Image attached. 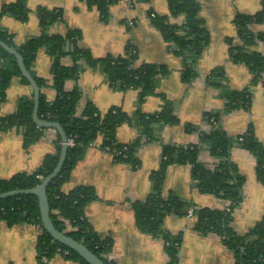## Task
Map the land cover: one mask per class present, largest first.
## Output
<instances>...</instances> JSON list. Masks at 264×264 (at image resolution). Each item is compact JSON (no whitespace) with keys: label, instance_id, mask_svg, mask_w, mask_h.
Segmentation results:
<instances>
[{"label":"crops","instance_id":"obj_1","mask_svg":"<svg viewBox=\"0 0 264 264\" xmlns=\"http://www.w3.org/2000/svg\"><path fill=\"white\" fill-rule=\"evenodd\" d=\"M15 0H0V10ZM262 0H201L199 17L209 32V43L195 65L196 74L185 81V61L176 54L161 30L151 22L149 12L167 17L170 23L181 24L184 14H174L169 0H120L110 6L109 17L103 20L96 6L86 0H27L28 15L21 19L11 13L0 18L1 27L8 31L17 45L40 35L39 6L60 8L63 20L49 28V33L65 34L69 29H79L82 36L77 45L91 49L93 56L124 54L130 43L137 50L135 65L145 63L164 67L158 76L154 90L140 98L139 89L113 87L100 65L90 66L82 61L83 68L75 78L65 81L64 89H78L81 97L78 114L91 101L105 114L118 107L130 116L137 111L155 112L172 104L178 118L175 123L157 126L155 141L141 144L137 150L140 165L135 168L129 162L115 160L111 153L101 148L99 137L89 145L83 157L76 163L69 179L63 185L68 191L77 185L93 186L97 197L85 207V216L93 229L103 237L110 236L113 248L108 258L115 264H168V254L162 237L142 232L136 224L133 202L144 200L152 191L151 175L162 161L164 145L186 146L197 144L203 131L211 128L210 115L222 111L226 99L222 88L207 83V76L222 68L226 86L241 90L251 86L252 100L249 108L239 107L222 113L219 124L227 135L241 134L253 126L257 139L264 145V69L255 83L249 65L234 61L230 48L243 45L235 24L237 14H254L261 8ZM255 33L264 32V23L250 25ZM249 50L264 55V40L258 39ZM61 64H73L70 54L61 58ZM3 63L0 57V66ZM52 57L41 48L35 57L32 71L37 76L51 79ZM6 97L0 104V115L14 112L19 97L33 94L31 85L20 77H13L6 89ZM48 101H53L57 91L49 84L43 88ZM139 136L138 128L130 121H123L115 129V138L130 143ZM57 131L43 130L41 137L28 148L23 145V131L12 127L0 129V179L9 178L20 171L32 172L45 156L56 150ZM198 160L213 168L218 158L206 146L201 148ZM230 160L244 176L243 197L234 209L231 225L239 234L247 233L264 215V183L257 177L256 156L234 143ZM162 195H176L198 207L223 209L229 201L213 192L202 191L193 181L190 163H171L166 169ZM196 218L170 213L164 218V227L172 234H181L182 240L177 264H234L233 251L215 232L203 234L194 226ZM40 226L33 223L9 225L0 220V264H38L36 243ZM47 264H78L61 253Z\"/></svg>","mask_w":264,"mask_h":264},{"label":"trees","instance_id":"obj_2","mask_svg":"<svg viewBox=\"0 0 264 264\" xmlns=\"http://www.w3.org/2000/svg\"><path fill=\"white\" fill-rule=\"evenodd\" d=\"M90 6H96L103 20L109 17L110 6L120 0H86ZM27 0H15L5 4L0 10V18L4 13H11L21 19H26L28 10ZM170 10L174 14H184L185 20L181 24L170 23L167 17L149 12L151 22L158 27L164 38L171 43L172 50L182 55L185 61L183 78L190 81L195 76V65L204 48L209 43V32L199 17L201 0H169ZM37 13L40 18V35L33 36L17 45L12 35L0 25V40L15 48L23 57V61L32 73L40 87V104L38 114L43 120L59 122L67 138H74L75 144L69 146L65 162L59 174L47 186L50 216L55 227L86 245L108 264H115L108 258L113 248L110 236H100L85 216L87 203L97 197L93 186L77 185L66 191L63 185L69 179L76 163L83 157L87 147L101 138V148L108 145L112 150L122 153L114 154L117 161L129 162L133 167L140 165L137 150L141 144L155 141L156 129L162 123L178 121L172 104L167 103L164 108L155 112L137 111L130 116L118 107H112L105 114L91 101H87L82 112L78 114L80 93L77 88L66 91L65 81L78 76L83 68L82 61L90 66L100 65L109 83L119 89H139L141 100L154 90L158 76L165 70L163 66L145 63L135 65L137 50L128 44L124 54L93 56L91 49L77 45L82 36L79 29H69L65 34L49 33V28L57 21L63 20L60 8L39 6ZM153 13V14H152ZM254 22L264 23V0L261 8L254 14L239 13L235 17V24L243 45H234L230 48L232 60L246 63L253 73L255 84L261 77L264 69V55L258 51L248 49V46L258 39L264 40V32L255 34L250 25ZM45 48L52 57L51 79L37 76L32 71L37 52ZM70 54L73 64H61V58ZM0 57L3 63L0 66V104L5 99L7 88L13 77H20L21 81L30 85V81L22 75L16 56L0 46ZM207 83L222 88L226 105L222 111L213 113L209 119L211 128L203 131L197 144L186 146L164 145L162 150L161 166L151 175L153 188L144 200L133 202L137 227L144 233L155 237H162L168 254V264H177L182 236L172 234L164 227V218L170 213L186 215L189 208L195 209V228L203 234L218 233L222 241L233 251L234 264H264V215L245 234L237 233L232 225L234 209L243 197L244 176L239 172L235 163L230 160L231 147L234 143L240 144L257 158V177L264 183V145L257 139L253 126L241 134L230 136L225 133L219 124L223 112L239 107L249 108L252 100L251 86L241 90H233L225 84L222 68L213 70L207 76ZM51 84L57 91L53 101H48L43 88ZM33 94L19 97L17 109L9 114L0 115V129L20 128L23 131V145L28 148L31 143L41 137L46 128L39 127L33 119ZM213 119V120H212ZM123 121L135 124L139 136L135 141L127 144L115 138V129ZM242 137V139H240ZM57 132L56 150L45 156L42 164L32 172L20 171L9 178L0 179V193L12 189H27L41 183L50 174L58 162L61 152V139ZM207 147L218 158L213 168L207 167L198 160L199 151ZM190 163L193 168L194 183L205 192H213L229 201L223 208L198 207L176 195L164 197L162 186L169 164ZM9 225L33 223L40 226L36 243V257L38 264H47L56 254L61 253L78 264H90L79 253L68 246L52 239V236L43 228L40 217L38 198L34 194H19L0 199V220ZM68 250V253H64Z\"/></svg>","mask_w":264,"mask_h":264},{"label":"water","instance_id":"obj_3","mask_svg":"<svg viewBox=\"0 0 264 264\" xmlns=\"http://www.w3.org/2000/svg\"><path fill=\"white\" fill-rule=\"evenodd\" d=\"M0 46L4 48L10 54L16 56L18 65L20 67L21 73L25 76L29 81L33 92V100H34V107H33V119L34 122L41 128H54L60 135L61 139V152L56 163L55 168L53 171L48 174L38 185L25 188V189H12L5 192L0 193V199L6 198L13 195L19 194H34L38 198L39 203V210H40V217L42 221L43 228L52 236V239L59 241L60 243L68 246L70 249L79 253L84 259H86L90 264H108L105 263L103 259H101L98 255H96L93 251H91L86 245L82 242L78 241L77 239L71 237L70 235L58 230L53 220L50 216V207H49V200H48V193H47V186L50 182L59 174L62 169V166L65 162L69 145L67 143V134L63 128V126L57 121L51 120H43L39 117L38 110L40 104V87L37 84L32 73L26 67L22 55L12 46L7 44L5 41L0 40Z\"/></svg>","mask_w":264,"mask_h":264},{"label":"built area","instance_id":"obj_4","mask_svg":"<svg viewBox=\"0 0 264 264\" xmlns=\"http://www.w3.org/2000/svg\"><path fill=\"white\" fill-rule=\"evenodd\" d=\"M127 1H129V0H127ZM153 14V13H152ZM213 120V119H212ZM50 129H52V130H54V131H56V129H54V128H50ZM74 138H70V139H68L67 140V143H68V145L69 146H72V145H74L75 144V142H74V140H73ZM240 139H242V137L240 138ZM93 144V143H92ZM127 144L128 143H124V150L127 148ZM103 151H106V152H108V153H111L112 155H113V157L115 156L114 154H118V153H122V150L120 151H116V150H112L111 148H110V146H108V145H106V146H104L103 148ZM187 215V217H189V218H194L195 217V209L193 208V207H191V208H189V210H188V213L186 214ZM69 251L68 250H64V253H68Z\"/></svg>","mask_w":264,"mask_h":264},{"label":"rangeland","instance_id":"obj_5","mask_svg":"<svg viewBox=\"0 0 264 264\" xmlns=\"http://www.w3.org/2000/svg\"><path fill=\"white\" fill-rule=\"evenodd\" d=\"M136 1V0H135Z\"/></svg>","mask_w":264,"mask_h":264}]
</instances>
